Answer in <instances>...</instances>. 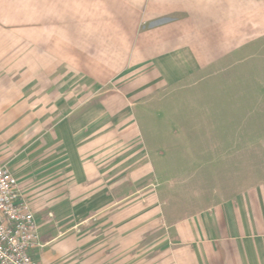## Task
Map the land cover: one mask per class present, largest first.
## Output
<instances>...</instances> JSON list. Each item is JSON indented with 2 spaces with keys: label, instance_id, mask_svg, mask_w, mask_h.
I'll return each instance as SVG.
<instances>
[{
  "label": "crops",
  "instance_id": "0c3cea01",
  "mask_svg": "<svg viewBox=\"0 0 264 264\" xmlns=\"http://www.w3.org/2000/svg\"><path fill=\"white\" fill-rule=\"evenodd\" d=\"M33 3L0 0V14L29 12ZM128 8L130 16L138 15L123 25L121 57L114 58L118 64L107 72L113 77L107 83H100L103 74L94 69L90 74L58 69L42 75L37 85L32 79L25 86H0V102L11 103V114L0 120V141L13 142L10 165L23 196L31 205L63 201L114 210L130 201L115 193L117 188L125 192L132 178L152 180L154 174L146 188L154 189L161 210L166 206L158 219L170 238L169 258L158 255L154 264H264V0H123L125 19ZM26 75L35 78L34 70ZM84 75L90 83H84ZM233 81L237 86H230ZM226 91L238 95V132L230 134L181 136L173 127L164 134L156 120L148 135L133 112L157 109L167 101L166 93L186 92L193 109L202 105L195 96L214 94L203 104L208 120L202 125H226ZM7 92L11 96L3 95ZM212 108L220 110L216 119ZM195 120L188 123L197 125ZM116 124L122 132L113 130ZM180 136L202 142L186 152L192 180L182 194L185 215L176 207L180 202H166L162 191L163 142ZM148 140L154 142L150 148ZM90 190L92 202L81 200ZM107 216L114 227L106 243L86 244L74 231L54 244L41 233L44 248L42 255L35 251V259L39 264H148L146 228L131 230L124 206ZM162 246L155 242V253Z\"/></svg>",
  "mask_w": 264,
  "mask_h": 264
},
{
  "label": "rangeland",
  "instance_id": "374dc122",
  "mask_svg": "<svg viewBox=\"0 0 264 264\" xmlns=\"http://www.w3.org/2000/svg\"><path fill=\"white\" fill-rule=\"evenodd\" d=\"M33 1L34 9L29 10V12L0 14V22L4 27L0 29V58L2 59L0 65L2 64L4 74L0 78V86L9 87L15 83L25 86L32 79L35 80V85H37L44 81L42 75L45 76L58 69L61 72L70 71V69L77 72L82 71V74H90L94 69L103 74L102 77H99L102 84L113 78L108 77L107 72L112 70L113 65L118 64V62H115L117 60L114 61V58L121 57L119 54H121V42L124 36L123 25L126 22L133 21L134 16L137 18V13L134 16H130L131 13H129L128 8L127 13H125L127 14V19H125L123 17V0H71V3L67 0L68 8L66 9L63 7L65 0ZM108 65H111V67H108ZM16 70H18V75L10 76L11 74L16 75ZM27 70H34L35 78L27 77ZM90 79L92 78L85 76L84 83H90ZM124 83L126 84L127 82L125 81ZM216 85L217 83H211V86ZM232 85H234L233 87L237 86L234 81L230 86ZM227 86H229V83H227ZM3 95L11 96L10 92L3 93ZM22 95L25 96V93H22ZM83 95L86 94L84 93ZM164 95H167L168 99L157 109L133 110L137 118L141 116L142 127L148 135L154 133L153 129L156 120L159 122V127L162 128L164 134L169 132L167 129L171 127H173L172 130L175 133L181 136L186 133L198 134V132L202 133L203 131L211 134L238 132V109H235L238 95L227 91L223 94V98L226 101L225 104L230 107L227 109L228 113L226 115L228 123L226 125L217 124L211 126L202 125L204 120H208L206 118L208 110H204L203 104L204 102L209 103L208 101H212L210 95L215 98L214 94H206V96L209 95L206 99L202 98V96L199 98L195 96L194 98L199 100V102L201 101L202 104L199 109L191 108L193 98L191 99L186 92L177 94L166 93ZM106 97V92L100 95V98H104V100ZM6 101L4 99L2 103L0 102V113H4L2 117L0 116L2 121L7 118V115L11 114V103ZM218 111L220 110L214 108L209 111L215 117L213 119H216ZM103 112H106V110H101L100 114ZM128 113L129 116H133L132 110H128ZM231 116L232 123L229 124ZM235 116L237 117L235 118ZM152 117L153 120L151 121ZM193 117L197 120H195L198 122L197 125L189 124L192 119L194 120ZM171 121L173 126L169 125ZM234 121H237V123H234ZM113 128L116 133L122 132V127L118 124L113 126ZM137 128L135 126L134 130L137 131ZM1 135L2 133L0 132ZM181 136L179 140H164L163 142L162 148L165 155L162 167V191L166 202H170L171 199L174 202H180L176 207L182 212V215H185L188 213V206L185 204L181 205V202H183L182 194L185 197V188L188 181L192 180V174L186 172V152L193 147L194 143L202 144V142L182 140ZM12 143L9 140L0 141V165L6 167L13 174L10 165L11 158L14 157L12 156ZM147 144V148H150V145H153L154 142L148 140ZM13 151L17 152L15 149ZM171 152L174 154L173 156H170ZM171 163L173 167H171ZM135 167L137 168V165L133 168ZM153 182L154 174H152V180L150 177L142 180L132 178L129 183L130 189L125 190V192L117 188L115 193L119 194L120 197L129 196L130 201L125 205H117L114 210L108 209V206H98L92 203L76 205L62 203L63 201H61L48 205L40 204L38 200L34 201V203L32 202L39 225L40 246L37 248V254L42 255L44 248L41 233L42 236L45 235L47 242H53L54 244H58L59 240H62L65 235L74 231H78L81 239L85 240L86 244L91 245L102 241L106 243L107 231L114 227L112 226L113 223L108 220L110 217L107 214L119 211V208L124 206L130 215L129 228L131 230L146 228L148 232L145 240L148 248V264H154L158 255L163 261L167 260L169 257H165V254L167 252L166 245H170L169 232L166 230L165 222L163 221L161 225L158 219L162 210L165 213L167 209L164 205L161 210L160 204L155 203L156 201L153 198L154 189L146 188V186L150 185L148 183ZM115 183L116 185L118 184L116 181ZM171 188L176 193H172ZM39 192L41 193V189ZM92 193V190L85 191L81 200H88V202L90 200L92 202ZM171 195H174V197L171 198ZM168 207L170 210L169 205ZM191 208L193 209L194 207L192 206ZM98 211L101 213L96 216ZM119 222L121 220L115 222L116 227ZM158 229L162 231L155 232ZM155 242L163 245L162 249L157 253H155L154 248Z\"/></svg>",
  "mask_w": 264,
  "mask_h": 264
},
{
  "label": "built area",
  "instance_id": "2783aa9c",
  "mask_svg": "<svg viewBox=\"0 0 264 264\" xmlns=\"http://www.w3.org/2000/svg\"><path fill=\"white\" fill-rule=\"evenodd\" d=\"M35 211L23 196L15 176L0 165V264H39Z\"/></svg>",
  "mask_w": 264,
  "mask_h": 264
}]
</instances>
